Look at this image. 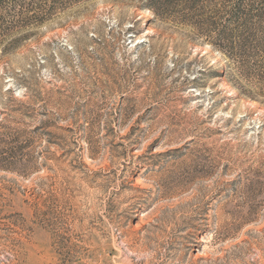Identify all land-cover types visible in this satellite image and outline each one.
<instances>
[{
	"label": "rangeland",
	"instance_id": "1",
	"mask_svg": "<svg viewBox=\"0 0 264 264\" xmlns=\"http://www.w3.org/2000/svg\"><path fill=\"white\" fill-rule=\"evenodd\" d=\"M148 1L4 37L0 264H264V0Z\"/></svg>",
	"mask_w": 264,
	"mask_h": 264
},
{
	"label": "trees",
	"instance_id": "2",
	"mask_svg": "<svg viewBox=\"0 0 264 264\" xmlns=\"http://www.w3.org/2000/svg\"><path fill=\"white\" fill-rule=\"evenodd\" d=\"M83 0H29L31 2L30 6H33L32 9H27L26 11L22 10L24 7V4L26 1L24 0H0V45L3 43L4 37L11 35V33L15 29L21 30V28L28 27L30 25H37L38 23L44 22L46 20H49L53 18V15L56 13L57 9H66L70 5H73L77 2H80ZM50 3L48 6L45 5V3ZM42 3V5H40ZM180 3L182 8V11H190L192 14L195 12L197 13L198 9H200L201 0H149L148 6L157 12L159 9L166 7L169 9V7L173 6L174 4ZM19 6L21 9L18 12H15V17H18L17 21L20 23L19 25L15 27L6 26L4 24L5 21V14L7 12H10L11 9H14L15 7ZM240 13H238V16L234 19L239 20V26H235L233 30L230 31L227 37L233 38L231 41V45L233 44L232 50L238 49L239 51H242V48L244 45H248L245 38H243L242 33L248 29V22L249 19L253 16H249V11H243L241 8H239ZM244 14V15H243ZM243 15V17H241ZM247 15V16H246ZM260 18V15H259ZM233 19V20H234ZM17 23V22H16ZM18 30V31H19ZM235 31V33H234ZM225 33L224 31H221ZM233 33V34H232ZM258 49L261 50L264 48V42L259 43L255 42ZM256 45H253V47H256ZM260 65L264 68V62H262Z\"/></svg>",
	"mask_w": 264,
	"mask_h": 264
}]
</instances>
